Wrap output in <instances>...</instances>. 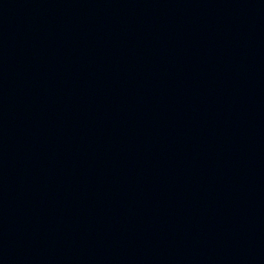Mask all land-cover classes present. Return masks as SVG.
Returning a JSON list of instances; mask_svg holds the SVG:
<instances>
[{
	"label": "water",
	"instance_id": "water-1",
	"mask_svg": "<svg viewBox=\"0 0 264 264\" xmlns=\"http://www.w3.org/2000/svg\"><path fill=\"white\" fill-rule=\"evenodd\" d=\"M153 264H264V0H152Z\"/></svg>",
	"mask_w": 264,
	"mask_h": 264
}]
</instances>
